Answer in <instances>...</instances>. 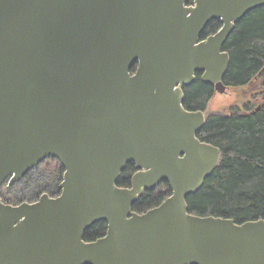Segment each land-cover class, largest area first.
I'll list each match as a JSON object with an SVG mask.
<instances>
[{
  "label": "water",
  "instance_id": "obj_1",
  "mask_svg": "<svg viewBox=\"0 0 264 264\" xmlns=\"http://www.w3.org/2000/svg\"><path fill=\"white\" fill-rule=\"evenodd\" d=\"M264 0H0V264H264V219L199 216L187 197L221 149L184 106L202 82L224 93L236 24ZM212 20L222 27L203 37ZM260 107V106H259ZM259 107L257 109H259ZM60 193L6 203L46 159ZM130 187L118 182L127 165ZM172 194L143 213L146 192ZM106 233L85 240L94 224Z\"/></svg>",
  "mask_w": 264,
  "mask_h": 264
},
{
  "label": "trees",
  "instance_id": "obj_2",
  "mask_svg": "<svg viewBox=\"0 0 264 264\" xmlns=\"http://www.w3.org/2000/svg\"><path fill=\"white\" fill-rule=\"evenodd\" d=\"M221 27L220 20H212L203 37ZM224 49L231 59L224 79L227 86L251 84L264 73V6L251 10L236 24ZM184 92L186 109L206 110L215 89L202 82L198 73L196 80ZM198 137L218 146L221 159L202 188L187 197L189 211L199 216L232 218L238 223L264 219V102L259 109L256 107L246 112L210 114ZM43 163L45 168H40ZM41 164L20 180L19 195L12 196L13 187H7L8 193L2 195L6 203L34 201L31 199L38 198L41 192L60 193L59 185L65 171L63 166L53 158ZM37 171L39 175H36ZM135 172L134 163L128 164L118 185L130 187ZM171 194L168 182H162L156 189L146 191L134 204L133 210L146 212ZM106 230L107 223L100 221L86 231L85 240H95Z\"/></svg>",
  "mask_w": 264,
  "mask_h": 264
},
{
  "label": "rangeland",
  "instance_id": "obj_3",
  "mask_svg": "<svg viewBox=\"0 0 264 264\" xmlns=\"http://www.w3.org/2000/svg\"><path fill=\"white\" fill-rule=\"evenodd\" d=\"M264 102V73L261 77L256 78L251 84L245 86H231L227 87V90L224 93H219L215 91L214 96L208 103L206 115L213 113H222L228 114L231 112H246L251 109L256 108ZM40 168H45L44 163L40 165ZM39 171L36 172V175H39ZM42 173V172H41ZM15 186H4L1 190L3 193H8L7 187H13L11 195H19V189H21L20 181L15 183ZM14 185V184H13ZM44 193L49 194L50 196H56L58 194H50L48 192H41L38 198L31 200H38L40 196ZM29 201V200H23ZM33 202V201H29Z\"/></svg>",
  "mask_w": 264,
  "mask_h": 264
},
{
  "label": "flooded vegetation",
  "instance_id": "obj_4",
  "mask_svg": "<svg viewBox=\"0 0 264 264\" xmlns=\"http://www.w3.org/2000/svg\"><path fill=\"white\" fill-rule=\"evenodd\" d=\"M262 75H263V74L259 75L258 77H261ZM258 77H257V78H258Z\"/></svg>",
  "mask_w": 264,
  "mask_h": 264
},
{
  "label": "bare ground",
  "instance_id": "obj_5",
  "mask_svg": "<svg viewBox=\"0 0 264 264\" xmlns=\"http://www.w3.org/2000/svg\"><path fill=\"white\" fill-rule=\"evenodd\" d=\"M92 227V226H91Z\"/></svg>",
  "mask_w": 264,
  "mask_h": 264
}]
</instances>
